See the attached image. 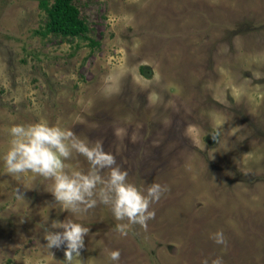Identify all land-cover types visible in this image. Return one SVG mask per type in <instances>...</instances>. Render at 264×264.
Returning a JSON list of instances; mask_svg holds the SVG:
<instances>
[{"label":"rangeland","instance_id":"obj_1","mask_svg":"<svg viewBox=\"0 0 264 264\" xmlns=\"http://www.w3.org/2000/svg\"><path fill=\"white\" fill-rule=\"evenodd\" d=\"M74 4L86 39L44 35L40 0H0V264H264V0ZM36 123L102 141L141 192L165 186L147 230L122 237L110 206L73 213L52 179L8 173L10 128ZM64 172L91 167L72 150ZM54 221L89 228L70 262L46 246Z\"/></svg>","mask_w":264,"mask_h":264},{"label":"clouds","instance_id":"obj_2","mask_svg":"<svg viewBox=\"0 0 264 264\" xmlns=\"http://www.w3.org/2000/svg\"><path fill=\"white\" fill-rule=\"evenodd\" d=\"M9 134L12 137L11 146L4 156L7 172L21 174L30 171L52 179V195L66 209L73 213L87 212L98 201L110 206L116 221H126L118 223L115 228L122 237L128 235L126 229L130 225H139L147 230L148 221L155 219L152 205L159 202L167 188L153 183L145 192H141L134 184L128 183L129 173L121 169L114 155L104 152L102 141H97L90 147L72 130L50 127L46 123L14 125ZM212 139L215 140L216 137ZM66 140L72 141L70 147L65 143ZM72 150L86 158L91 167L90 174L77 172L69 175L64 172V160L71 158ZM105 169L108 170L106 179L100 174ZM53 227L62 231L47 232L46 246L49 249L65 246L64 255L69 262L74 254L79 256L89 228L72 221H54ZM210 238L217 245H227L222 231L213 233ZM120 256L119 250L109 252L112 261L118 262ZM202 264H208V261L205 259ZM211 264L224 262L217 257Z\"/></svg>","mask_w":264,"mask_h":264},{"label":"trees","instance_id":"obj_3","mask_svg":"<svg viewBox=\"0 0 264 264\" xmlns=\"http://www.w3.org/2000/svg\"><path fill=\"white\" fill-rule=\"evenodd\" d=\"M74 2L75 0H40V8L47 15L44 35H55L65 39L87 38L89 26L81 18L80 10Z\"/></svg>","mask_w":264,"mask_h":264}]
</instances>
